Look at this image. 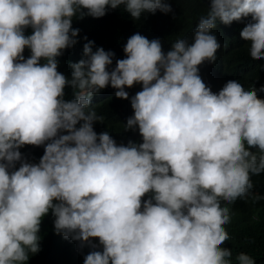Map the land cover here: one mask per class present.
<instances>
[{"label":"trees","instance_id":"obj_1","mask_svg":"<svg viewBox=\"0 0 264 264\" xmlns=\"http://www.w3.org/2000/svg\"><path fill=\"white\" fill-rule=\"evenodd\" d=\"M199 257L264 264V0H0V264Z\"/></svg>","mask_w":264,"mask_h":264},{"label":"clouds","instance_id":"obj_2","mask_svg":"<svg viewBox=\"0 0 264 264\" xmlns=\"http://www.w3.org/2000/svg\"><path fill=\"white\" fill-rule=\"evenodd\" d=\"M193 264H210V263H208L206 259L199 257L198 260Z\"/></svg>","mask_w":264,"mask_h":264},{"label":"rangeland","instance_id":"obj_3","mask_svg":"<svg viewBox=\"0 0 264 264\" xmlns=\"http://www.w3.org/2000/svg\"><path fill=\"white\" fill-rule=\"evenodd\" d=\"M108 260H110V258H109ZM108 260L106 259V260H103L102 262H103V263H106Z\"/></svg>","mask_w":264,"mask_h":264}]
</instances>
